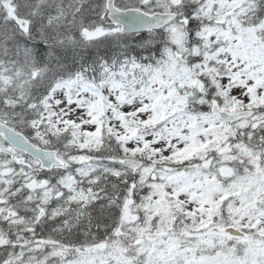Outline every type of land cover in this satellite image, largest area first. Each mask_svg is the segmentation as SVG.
Returning <instances> with one entry per match:
<instances>
[{
	"label": "snow or ice",
	"instance_id": "6c2138e0",
	"mask_svg": "<svg viewBox=\"0 0 264 264\" xmlns=\"http://www.w3.org/2000/svg\"><path fill=\"white\" fill-rule=\"evenodd\" d=\"M0 264H264V0H0Z\"/></svg>",
	"mask_w": 264,
	"mask_h": 264
}]
</instances>
